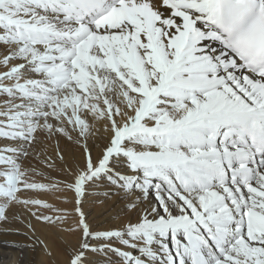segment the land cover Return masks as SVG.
<instances>
[{"label":"snow or ice","instance_id":"obj_1","mask_svg":"<svg viewBox=\"0 0 264 264\" xmlns=\"http://www.w3.org/2000/svg\"><path fill=\"white\" fill-rule=\"evenodd\" d=\"M13 235L48 264H264V0H0Z\"/></svg>","mask_w":264,"mask_h":264},{"label":"bare ground","instance_id":"obj_2","mask_svg":"<svg viewBox=\"0 0 264 264\" xmlns=\"http://www.w3.org/2000/svg\"><path fill=\"white\" fill-rule=\"evenodd\" d=\"M53 202V201H52ZM63 206V205H61ZM86 212L91 213V218L97 220L99 223H104L107 219L106 217H100V208L94 205H87L85 207ZM37 235L42 239H48L50 243H53L57 247L59 246V240L54 232H50L49 230H45L41 228L39 225ZM3 240L14 241L20 244H29L32 241H29L24 236H8V237H0V256L7 255L10 257L9 260L3 262V264H48V257L44 253L43 249L36 246V248H9L3 244Z\"/></svg>","mask_w":264,"mask_h":264},{"label":"rangeland","instance_id":"obj_3","mask_svg":"<svg viewBox=\"0 0 264 264\" xmlns=\"http://www.w3.org/2000/svg\"><path fill=\"white\" fill-rule=\"evenodd\" d=\"M54 203L56 202V201H53Z\"/></svg>","mask_w":264,"mask_h":264}]
</instances>
